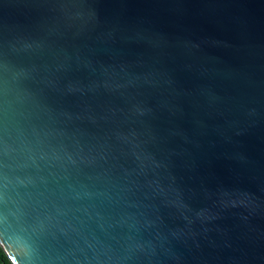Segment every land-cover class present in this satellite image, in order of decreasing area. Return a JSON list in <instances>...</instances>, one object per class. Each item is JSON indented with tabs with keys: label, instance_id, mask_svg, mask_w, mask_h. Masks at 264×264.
<instances>
[{
	"label": "water",
	"instance_id": "obj_1",
	"mask_svg": "<svg viewBox=\"0 0 264 264\" xmlns=\"http://www.w3.org/2000/svg\"><path fill=\"white\" fill-rule=\"evenodd\" d=\"M0 244L264 264V0H0Z\"/></svg>",
	"mask_w": 264,
	"mask_h": 264
},
{
	"label": "trees",
	"instance_id": "obj_2",
	"mask_svg": "<svg viewBox=\"0 0 264 264\" xmlns=\"http://www.w3.org/2000/svg\"><path fill=\"white\" fill-rule=\"evenodd\" d=\"M0 264H14L0 244Z\"/></svg>",
	"mask_w": 264,
	"mask_h": 264
}]
</instances>
